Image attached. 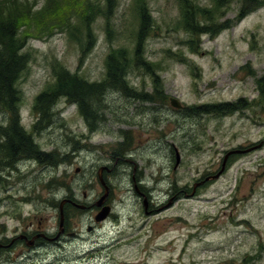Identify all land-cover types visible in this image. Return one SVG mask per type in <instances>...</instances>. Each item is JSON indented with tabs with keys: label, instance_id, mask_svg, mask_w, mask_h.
Returning <instances> with one entry per match:
<instances>
[{
	"label": "rangeland",
	"instance_id": "374dc122",
	"mask_svg": "<svg viewBox=\"0 0 264 264\" xmlns=\"http://www.w3.org/2000/svg\"><path fill=\"white\" fill-rule=\"evenodd\" d=\"M47 1L10 7L22 14L20 31L33 35L23 49L19 111L39 151L10 167L0 162V242L35 232L39 221L49 239L0 250V264H264V3L240 20V4L224 3L218 17L231 25L201 35L195 50L180 1L146 0L154 19L143 42L151 72L134 63L135 0L115 1L109 32L106 0H67L62 20L54 9L40 10ZM77 1L85 7L77 10ZM89 2L98 8L93 14ZM194 3L206 8L213 0ZM89 31L95 41L82 60ZM121 48L131 56L127 87L97 99L93 125L64 97L50 121L37 124L35 98L54 82L55 66L101 82L108 55ZM240 99L249 107L229 109ZM7 119L0 108V122ZM66 197L78 206L64 208L68 235L52 241ZM105 207L109 214L97 222Z\"/></svg>",
	"mask_w": 264,
	"mask_h": 264
},
{
	"label": "trees",
	"instance_id": "16d2710c",
	"mask_svg": "<svg viewBox=\"0 0 264 264\" xmlns=\"http://www.w3.org/2000/svg\"><path fill=\"white\" fill-rule=\"evenodd\" d=\"M3 1L5 0H0V4H2ZM13 1L14 0H7L0 6V108L9 116L7 127L3 128V126H0V130L6 132L4 136L5 141L0 143V154L5 158L8 167L18 160V156L22 154L34 156L39 151L33 138L26 132L24 126L21 124L19 111L20 91L18 83L28 61V54H25L23 49L26 47L29 38L33 37V35L29 34V28L23 31L21 29L20 31L22 14L18 11L11 12L10 7ZM115 1L116 0H106V9L102 12L106 18L108 32L110 30L108 12L114 9ZM179 1L183 9V18L181 22L185 30L191 35L190 44L192 43V47L195 50L199 46L201 35L213 32L215 29L219 28L221 30L228 29L231 25L232 20L224 19L220 21L218 17V13L224 7V3L227 4L236 1L240 4L239 12L236 15L238 20L244 18L251 13V10L256 9L259 5L264 3V0H213L212 7L205 8L194 3V0ZM89 4L91 6L88 14L95 13L98 8L90 2ZM134 4L138 11V30L136 33L137 43L134 50V63L138 67L151 69L150 71L152 72L151 65L146 62L144 58L143 42L150 36L154 29V19L146 0H135ZM83 6L85 7V4L82 1H77L75 4L77 10L81 9ZM52 9H54V15H59L62 20L63 14L67 9V0H48L46 5L40 10L44 13ZM69 13L71 14L72 11L70 10ZM70 14L67 15L68 21H70ZM222 15L224 16V13H222ZM90 22L91 20L88 16V18H86V23ZM18 24L20 26H18ZM63 26L67 25L63 24ZM68 29H70V27H68ZM37 32L43 33L44 35L45 32H51V30L47 27L42 30L38 29ZM73 33L76 35L75 30H73ZM88 35L90 37H86L85 42L81 41L82 60L87 54V49L94 45L95 41L90 31ZM130 58L131 56L126 48L112 51L106 59L107 72L104 80L101 82H90L76 73H71L62 66H55L54 82L40 92L35 98L34 109L38 117L37 124L44 121L49 122L50 118L53 117L54 105L61 97H64L71 102V104L78 105V110L85 116L89 125H93L97 120V111H99L95 107L97 99L105 93L107 88L125 89L127 87L125 76L126 71L129 69ZM252 74L255 75L256 72L253 71ZM259 80L264 81V79ZM260 91V96L264 98V88H261ZM137 96H139V94ZM139 97L145 98V96L142 95ZM241 100L242 99L232 103L229 109L232 111L243 110L248 104L246 101L242 102ZM220 108L227 109V106L221 105L218 109ZM192 109H194L193 113H200L204 110L209 112L203 108L192 107ZM213 111L214 109L212 112Z\"/></svg>",
	"mask_w": 264,
	"mask_h": 264
},
{
	"label": "flooded vegetation",
	"instance_id": "af4514ba",
	"mask_svg": "<svg viewBox=\"0 0 264 264\" xmlns=\"http://www.w3.org/2000/svg\"><path fill=\"white\" fill-rule=\"evenodd\" d=\"M261 88H264V81H259L258 82L259 95L261 94V91H260ZM260 98L262 100H264L263 97L260 96ZM8 123H9V119H7V121L4 122V123L0 122V126H3V128L7 127ZM5 133L6 132H4L3 130L2 131L0 130V143H3L5 141V139H4ZM0 162H5V158L1 154H0ZM99 176H100V174H99ZM66 198L70 199L71 201H66L65 205H64V208L66 207V209H68V208H72V209L74 208L75 209L76 208V205L74 204L75 200L72 197H66ZM94 205L96 206L95 208H98V207H99V209L101 208L97 204H94ZM93 207L94 206L92 205V206H87L86 208L87 209H92ZM64 213H65V210H64ZM67 219H68V216L65 213L64 231L62 233H59V231H58L57 234L55 236H53V240L52 241H57V240L61 239L62 237L68 235V234H64L65 232H67ZM41 231H43V225H42V222L39 221V224H38L37 229H36L35 232L29 233V232L26 231V232L20 234V236L24 235L26 237L20 238V237L16 236V237H13V238L7 240L6 243L0 242V244H1L0 250H9L11 248L13 249V248H15L17 246V244L20 241L21 242H25V244L28 245V242H30L31 239H33L34 241H33L32 245H30V247H34L38 243H40L41 240L49 239L48 234L43 233L44 231L43 232H41ZM71 234L74 235L75 233L72 232ZM47 241L52 242L51 240H47Z\"/></svg>",
	"mask_w": 264,
	"mask_h": 264
},
{
	"label": "water",
	"instance_id": "95a60500",
	"mask_svg": "<svg viewBox=\"0 0 264 264\" xmlns=\"http://www.w3.org/2000/svg\"><path fill=\"white\" fill-rule=\"evenodd\" d=\"M173 104L175 106H180V104L177 102V101H174L172 100ZM224 169V168H222ZM101 171H102V168H100L99 170V174H100V177H101ZM222 172V170L220 171V173ZM219 174H217L215 177H218ZM103 184H105L103 181H102ZM108 187L106 186V192L105 194L102 196V198L97 202V205L100 206L104 201H105V197H107L108 195ZM66 201H71L70 199H64L62 200L61 204H60V233L62 232V230L64 229V219H65V215H64V204ZM75 205L78 206V204H76L74 202ZM81 208H84L85 206H80ZM109 214V208L108 207H105L104 209H102L97 215H96V221L99 222V221H102V219H104L107 215ZM20 238L22 237H26L24 235H21L19 236ZM33 239L30 240V242H28V246L32 245L33 243ZM1 246V244H0Z\"/></svg>",
	"mask_w": 264,
	"mask_h": 264
}]
</instances>
